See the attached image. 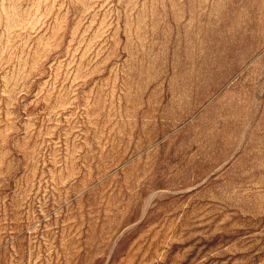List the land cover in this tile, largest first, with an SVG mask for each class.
<instances>
[{"label": "rangeland", "instance_id": "rangeland-1", "mask_svg": "<svg viewBox=\"0 0 264 264\" xmlns=\"http://www.w3.org/2000/svg\"><path fill=\"white\" fill-rule=\"evenodd\" d=\"M0 264H264V0H0Z\"/></svg>", "mask_w": 264, "mask_h": 264}]
</instances>
